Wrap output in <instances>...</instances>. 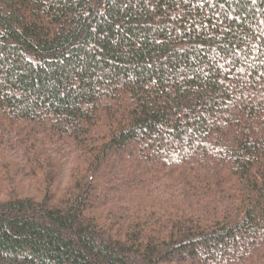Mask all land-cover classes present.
<instances>
[{"label": "trees", "instance_id": "trees-1", "mask_svg": "<svg viewBox=\"0 0 264 264\" xmlns=\"http://www.w3.org/2000/svg\"><path fill=\"white\" fill-rule=\"evenodd\" d=\"M0 264H264V0H0Z\"/></svg>", "mask_w": 264, "mask_h": 264}]
</instances>
